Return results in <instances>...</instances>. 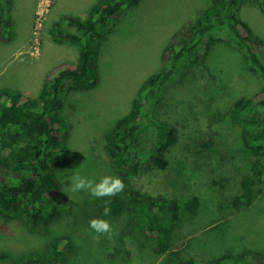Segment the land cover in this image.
Masks as SVG:
<instances>
[{
    "label": "rangeland",
    "instance_id": "rangeland-1",
    "mask_svg": "<svg viewBox=\"0 0 264 264\" xmlns=\"http://www.w3.org/2000/svg\"><path fill=\"white\" fill-rule=\"evenodd\" d=\"M96 1L9 0L14 29L7 40H0V88L35 94L49 69L60 61H76L78 45L56 41L50 28L65 13L87 17ZM210 2L142 0L124 8L103 30L97 38L96 86L63 97L61 112L70 124L69 162L58 173L62 189L55 202L57 215L34 230L14 221L0 223V264H17L22 256L34 254L47 258L50 243L65 234L77 249L60 259L63 264H177L185 257L203 263L225 252L264 249V192L249 205L234 203L241 179L257 157L244 147L241 127L229 110L238 97L264 87V78L250 71L236 43L218 42L205 60H186L153 107L157 118L175 128L166 168L155 165L148 155L154 152L151 126L140 135L146 155L129 181L105 150L106 132L127 113L144 79L161 68L162 51L172 32ZM241 12L264 41L261 1L246 0ZM258 158L264 161V149ZM74 173L97 181L105 175L119 176L126 196L129 183L160 193L170 184L178 198L198 195L202 204L195 214L183 213L171 248L159 254L143 224L126 216L107 219L114 229L110 238H95L88 222L101 217L95 209L97 198L86 191L71 192L69 179Z\"/></svg>",
    "mask_w": 264,
    "mask_h": 264
},
{
    "label": "trees",
    "instance_id": "trees-1",
    "mask_svg": "<svg viewBox=\"0 0 264 264\" xmlns=\"http://www.w3.org/2000/svg\"><path fill=\"white\" fill-rule=\"evenodd\" d=\"M142 0H97L87 17L65 13L52 23L51 34L58 42L78 45L76 61H60L49 69L40 90L31 94L9 87L0 88V223L14 221L34 230L40 222L48 224L56 216V197L62 189L58 173L68 162L67 140L70 124L62 115L63 97L70 91L96 86L99 45L97 38L123 12ZM264 7V0H260ZM246 0H211L198 9L193 18L177 27L162 51V66L150 73L138 89L127 113L106 132L105 150L123 179L130 180L138 171L146 153L140 147L145 127L155 131L153 163L168 166L166 152L175 140V128L154 115L170 81L188 59L205 60L218 42L236 43L242 50L246 65L264 78V41L254 33L241 14ZM9 0H0V40L13 32ZM8 38V37H7ZM230 114L241 127L244 147L257 158L241 179V192L234 198L237 206L251 204L264 192V161L258 158L264 149V87L253 95L235 99ZM161 193L143 190L129 183L128 196L96 199L95 209L102 216L109 202L112 219L126 216L143 224L159 254L167 252L174 240L175 227L183 213L195 214L202 202L198 195L180 199L167 184ZM159 191V190H158ZM67 234L56 237L47 258L37 254L22 256L17 264H63L67 252L77 248ZM177 264H264V249L245 248L238 253H223L217 259L197 262L194 257L180 258Z\"/></svg>",
    "mask_w": 264,
    "mask_h": 264
},
{
    "label": "clouds",
    "instance_id": "clouds-1",
    "mask_svg": "<svg viewBox=\"0 0 264 264\" xmlns=\"http://www.w3.org/2000/svg\"><path fill=\"white\" fill-rule=\"evenodd\" d=\"M69 180L71 192L86 191L97 199L115 197L123 193L125 189V183L119 176L105 175L97 181L86 176H81L79 173H74ZM111 212L109 202H106L103 206L102 216L89 220L88 227L96 233L95 238H99L100 236L110 238L112 236L114 231L113 226L109 220L103 218L110 216Z\"/></svg>",
    "mask_w": 264,
    "mask_h": 264
}]
</instances>
